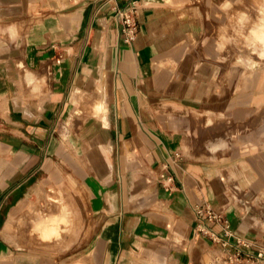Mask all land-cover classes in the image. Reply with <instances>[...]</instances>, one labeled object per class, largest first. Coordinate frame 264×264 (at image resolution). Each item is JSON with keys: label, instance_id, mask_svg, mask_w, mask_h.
Masks as SVG:
<instances>
[{"label": "crops", "instance_id": "crops-1", "mask_svg": "<svg viewBox=\"0 0 264 264\" xmlns=\"http://www.w3.org/2000/svg\"><path fill=\"white\" fill-rule=\"evenodd\" d=\"M231 17L251 53L220 52ZM262 26L264 0H0V264H264Z\"/></svg>", "mask_w": 264, "mask_h": 264}, {"label": "built area", "instance_id": "built-area-1", "mask_svg": "<svg viewBox=\"0 0 264 264\" xmlns=\"http://www.w3.org/2000/svg\"><path fill=\"white\" fill-rule=\"evenodd\" d=\"M139 13V9L136 5H133L129 9L122 10L118 12L117 19L119 23L122 25V32L124 34V41L127 44H132L137 35V15ZM208 220L213 223H217L224 228L225 236L229 235V223L227 219L223 217L222 212L214 209L210 205H206L205 207L198 210V228L201 232L206 231V227L204 225L205 220ZM259 258L264 257V251H260L258 254ZM235 264H247L242 262H236Z\"/></svg>", "mask_w": 264, "mask_h": 264}, {"label": "rangeland", "instance_id": "rangeland-1", "mask_svg": "<svg viewBox=\"0 0 264 264\" xmlns=\"http://www.w3.org/2000/svg\"><path fill=\"white\" fill-rule=\"evenodd\" d=\"M258 3H260V2L257 1V2H254V3L253 2L252 3H249L250 6H247L246 8L256 9L255 6ZM234 7H235L234 9L237 8V6H234ZM219 20H222V18H219ZM235 21H238V19L236 17L229 18L230 28L229 29L227 28V29H224V30H220V32L218 34V39L217 40L220 43L219 44L220 52L223 51V54L226 53V54H228L230 56H231V54H234V56L237 57L238 50H235V49H227V48L228 47H231V45H233L235 47H239L241 49V50L240 49L239 50L240 51H243L244 54H248V53H251V52L248 49V44L246 42H243V40H241V41L230 40V38L233 37V35L235 33L234 32L235 29H234V26H233V24H234ZM232 27H233V29H232ZM229 31H232V33H228ZM202 38H203V35H202ZM251 40L252 39L250 38V39H248L247 42H250ZM254 40H256V36H255V39ZM249 44H251V43H249ZM252 48L253 47L251 46V49H250L251 51H253ZM260 57L261 58H264V56L261 55V54H260ZM246 68H248V66H246ZM196 116L197 117H196L195 120L197 122L203 121V115H196ZM214 121L216 122V120H214ZM218 122H222V121L219 120ZM225 122H228L229 123L231 121H227V120L223 121V123H225ZM261 122H263V120ZM233 133H234L235 136L237 135L236 130H233V131H229L228 132L229 136H231V134H233ZM259 196H260V202H259L260 204L258 203L259 205H255L254 204L255 201H253V199L249 198L248 195H247V197H245V199H246V202L248 203V206L249 205L255 206V209H257V211H259L258 209L260 208L261 210L259 212H261V214L264 215V196L263 195H259ZM225 262H226V259L223 258L222 264H224ZM230 264H233V263H230Z\"/></svg>", "mask_w": 264, "mask_h": 264}, {"label": "bare ground", "instance_id": "bare-ground-1", "mask_svg": "<svg viewBox=\"0 0 264 264\" xmlns=\"http://www.w3.org/2000/svg\"><path fill=\"white\" fill-rule=\"evenodd\" d=\"M250 45L252 46V47H254V46H256L257 44H261L262 46L264 45V43H261L259 40H257V38H256V40H254V39H252L251 41H250ZM250 46V47H251ZM261 55H263V53H260ZM98 84V83H97ZM99 86H102V84L101 85H99ZM99 88V87H98ZM101 88H103V86L101 87ZM79 91H80V89H78ZM98 90H100V89H98ZM98 90H96L97 91V93H99V91ZM102 90V89H101ZM100 90V91H101ZM83 91V90H82ZM102 92V91H101ZM101 92H100V94H101ZM104 92V91H103ZM85 93H87V92H85ZM105 93V92H104ZM104 93H102V94H104ZM76 94V93H75ZM84 94V93H83ZM77 95V94H76ZM106 95H107V93H106ZM78 96H82V95H78ZM78 96H76L75 97V99L76 100H78L80 97H78ZM85 96H86V94H85ZM103 96V95H102ZM82 98V97H81ZM85 98V97H84ZM81 100V99H80ZM84 102V101H83ZM104 102V101H103ZM78 103V102H77ZM80 103V102H79ZM82 103V102H81ZM87 103V102H86ZM99 103H100V101H99ZM88 105V104H87ZM96 105H97V103H96ZM82 106V105H81ZM103 107L102 108H108V107H104V106H106V105H102ZM91 107V106H90ZM97 107H98V105H97ZM97 107H95V108H97ZM100 107V106H99ZM106 110V109H105ZM93 111V110H92ZM93 113V112H92ZM97 113V112H96ZM101 113V112H100ZM102 114H103V112H102ZM108 114V113H107ZM93 115V114H92ZM99 115V114H98ZM104 115V114H103ZM106 115V114H105ZM105 115H104V117H105ZM100 116V115H99ZM106 118V117H105ZM106 120V119H105ZM105 120H104V122H105ZM108 124V123H107ZM65 137V136H64ZM224 264H227V262H225Z\"/></svg>", "mask_w": 264, "mask_h": 264}, {"label": "clouds", "instance_id": "clouds-1", "mask_svg": "<svg viewBox=\"0 0 264 264\" xmlns=\"http://www.w3.org/2000/svg\"><path fill=\"white\" fill-rule=\"evenodd\" d=\"M261 43H264V26L260 28V30L254 34Z\"/></svg>", "mask_w": 264, "mask_h": 264}]
</instances>
